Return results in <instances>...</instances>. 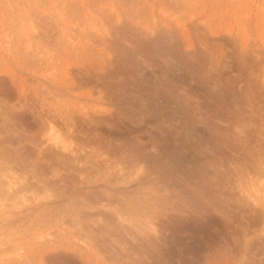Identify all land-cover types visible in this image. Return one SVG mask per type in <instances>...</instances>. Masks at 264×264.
<instances>
[{
	"label": "rangeland",
	"instance_id": "374dc122",
	"mask_svg": "<svg viewBox=\"0 0 264 264\" xmlns=\"http://www.w3.org/2000/svg\"><path fill=\"white\" fill-rule=\"evenodd\" d=\"M263 209L264 0H0V264H264Z\"/></svg>",
	"mask_w": 264,
	"mask_h": 264
},
{
	"label": "bare ground",
	"instance_id": "6f19581e",
	"mask_svg": "<svg viewBox=\"0 0 264 264\" xmlns=\"http://www.w3.org/2000/svg\"><path fill=\"white\" fill-rule=\"evenodd\" d=\"M170 110V109H169ZM157 111V110H156ZM176 115V114H175ZM81 119V118H80ZM84 119H86L89 123H98L99 124V121H96L95 119H94V117L93 116H89V117H84ZM100 120H101V118H100ZM85 121V120H84ZM87 122V123H88ZM252 122V121H251ZM242 123V122H241ZM91 125V124H90ZM238 125V124H237ZM97 126V125H96ZM52 127V126H51ZM53 128V127H52ZM95 128V127H94ZM92 129V128H91ZM238 130V129H237ZM240 130V129H239ZM238 132V131H237ZM65 145V144H64ZM144 152V151H143ZM74 153V152H73ZM20 154V153H19ZM140 154H141V152H140ZM73 155V154H72ZM74 155H76V154H74ZM143 155H144V153H143ZM78 156V155H77ZM16 157V156H15ZM21 157V156H20ZM20 157H18L19 159H20ZM22 158V157H21ZM24 158H26V157H24ZM76 159V158H75ZM25 160V159H24ZM27 160V159H26ZM16 161V160H15ZM74 161V160H73ZM78 162V161H77ZM75 164V163H74ZM73 167V166H72ZM37 168V167H36ZM84 169V168H83ZM33 170V169H32ZM31 170V171H32ZM76 171V170H75ZM36 172V171H35ZM37 173V172H36ZM39 173H37V175H38ZM15 177V176H14ZM18 177V176H17ZM42 177V176H41ZM47 177V176H46ZM11 179V178H10ZM25 179V178H24ZM27 179H28V177H27ZM47 179V178H46ZM49 179V178H48ZM47 179V180H48ZM15 182H17L16 181V179L14 180ZM42 181V180H41ZM14 182V183H15ZM39 182V181H38ZM42 182H44L45 183V181H42ZM50 182V181H49ZM52 182V181H51ZM13 183V181H11V183L9 182V185L10 184H12ZM46 183H48V182H46ZM33 185H34V183H32ZM43 184V183H42ZM50 184H52V183H50ZM14 186H15V184H14ZM10 189V188H9ZM60 191V190H59ZM57 192V191H56ZM64 192V191H63ZM55 196V195H54ZM264 210V209H263ZM263 213V212H262ZM261 216V215H260Z\"/></svg>",
	"mask_w": 264,
	"mask_h": 264
}]
</instances>
